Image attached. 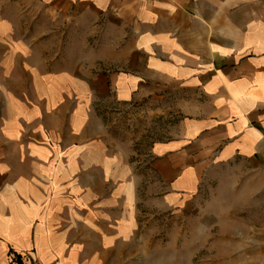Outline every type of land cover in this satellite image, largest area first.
<instances>
[{"label": "crops", "instance_id": "1", "mask_svg": "<svg viewBox=\"0 0 264 264\" xmlns=\"http://www.w3.org/2000/svg\"><path fill=\"white\" fill-rule=\"evenodd\" d=\"M145 213L264 264V0H0V264L134 260Z\"/></svg>", "mask_w": 264, "mask_h": 264}, {"label": "rangeland", "instance_id": "2", "mask_svg": "<svg viewBox=\"0 0 264 264\" xmlns=\"http://www.w3.org/2000/svg\"><path fill=\"white\" fill-rule=\"evenodd\" d=\"M3 10L6 11V9ZM9 12L12 15L15 13L17 16V10L9 9ZM59 31L62 32L61 29ZM58 44L60 46L61 42L59 41ZM55 49H58V47H55ZM113 113H115L112 114L114 119H118L117 121L119 124L131 122V112H127L125 107L114 110ZM152 126L156 131L160 129L159 126H161V123L154 121ZM173 216L174 214L172 213H145L142 217V221H150L152 225L150 224L148 226L149 228L143 230L142 244L134 246L135 259L131 261H107L104 264H174L173 257L175 250L173 244ZM16 258L15 255L14 259ZM182 262L184 263V261ZM33 264H38V262L33 260Z\"/></svg>", "mask_w": 264, "mask_h": 264}]
</instances>
